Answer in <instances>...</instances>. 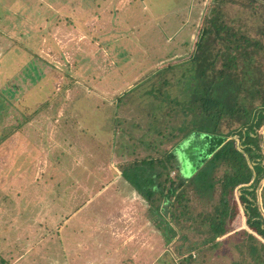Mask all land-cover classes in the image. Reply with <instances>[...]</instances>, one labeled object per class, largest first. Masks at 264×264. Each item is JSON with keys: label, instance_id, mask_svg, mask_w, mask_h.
<instances>
[{"label": "rangeland", "instance_id": "obj_1", "mask_svg": "<svg viewBox=\"0 0 264 264\" xmlns=\"http://www.w3.org/2000/svg\"><path fill=\"white\" fill-rule=\"evenodd\" d=\"M40 2L48 7L42 17L27 8ZM211 2L25 0L16 9L20 27L0 20L10 31L0 36V244L13 251L12 264L171 263L174 246L145 212L148 200L123 177L121 165L132 156L118 145L128 138L126 126L138 125L136 142L156 134L147 133V119L133 120L138 102L122 104L116 94L132 91L147 104L144 89L152 88L163 105L162 98L180 96L181 66L191 59ZM35 71L38 86L29 82ZM166 77L171 85L160 93ZM47 84L58 105L42 106ZM116 121L122 129L112 126ZM236 240L228 237L210 264L237 258Z\"/></svg>", "mask_w": 264, "mask_h": 264}, {"label": "trees", "instance_id": "obj_2", "mask_svg": "<svg viewBox=\"0 0 264 264\" xmlns=\"http://www.w3.org/2000/svg\"><path fill=\"white\" fill-rule=\"evenodd\" d=\"M194 48L181 66L186 73L179 79L180 96L160 98L163 105L152 88L144 89L151 94L147 104L132 97V91L116 94L122 104L138 102L133 120L147 119V133L156 134L141 135L136 142L132 133L138 125L111 123L128 134L126 142L118 143L132 156L121 165L122 174L148 200L145 212L174 246L169 264H210L231 236L237 238L238 257L230 264H264V184L261 203L258 199L264 180V136L259 133L264 125V0H212ZM36 72L29 82L38 86ZM169 79L164 78L158 92H166ZM41 89L47 98L43 107L51 100L58 105L61 98L48 97L50 84ZM175 119L179 123H171ZM169 142L174 143L167 149ZM4 251L0 244V264H12L7 253L13 251Z\"/></svg>", "mask_w": 264, "mask_h": 264}, {"label": "crops", "instance_id": "obj_3", "mask_svg": "<svg viewBox=\"0 0 264 264\" xmlns=\"http://www.w3.org/2000/svg\"><path fill=\"white\" fill-rule=\"evenodd\" d=\"M25 0H15L13 1V3L17 4L16 8L14 6L11 5V2H9L7 0V6L4 5L5 2H0V20H2L4 17L6 18H9L10 20V24L12 26L13 29H16V26H21V24L23 23V19H22V16H17V14L20 13V11L16 10V9H20V7L22 6H19L18 8V4H21V3H24ZM42 5V6H41ZM23 7H26V6H23ZM28 9H38V11H40L41 13L40 14V17H42V15L45 13L46 9L48 8L46 5H44V3L42 4L41 2L39 4H36L33 8V6H28L27 7ZM25 8V9H27ZM50 10V9H49ZM30 15V14H29ZM1 29H4L5 31L2 32V36H1V39H7L8 36L7 34L10 33V31L5 28V25H0V30ZM11 37V35H10ZM43 38V37H42ZM2 43H4L3 41H1Z\"/></svg>", "mask_w": 264, "mask_h": 264}]
</instances>
